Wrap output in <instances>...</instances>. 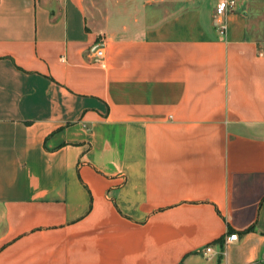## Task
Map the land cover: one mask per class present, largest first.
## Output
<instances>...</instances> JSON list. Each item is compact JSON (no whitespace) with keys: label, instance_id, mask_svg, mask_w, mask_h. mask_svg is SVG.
<instances>
[{"label":"crops","instance_id":"1","mask_svg":"<svg viewBox=\"0 0 264 264\" xmlns=\"http://www.w3.org/2000/svg\"><path fill=\"white\" fill-rule=\"evenodd\" d=\"M220 1L0 0V264H264V43Z\"/></svg>","mask_w":264,"mask_h":264},{"label":"rangeland","instance_id":"2","mask_svg":"<svg viewBox=\"0 0 264 264\" xmlns=\"http://www.w3.org/2000/svg\"><path fill=\"white\" fill-rule=\"evenodd\" d=\"M86 4L93 23L98 27L105 26L108 16L111 18L112 14L118 17L123 12L133 15L140 8L138 0H87ZM248 8L251 31L264 43V0H250ZM0 228L3 229L1 220Z\"/></svg>","mask_w":264,"mask_h":264},{"label":"built area","instance_id":"3","mask_svg":"<svg viewBox=\"0 0 264 264\" xmlns=\"http://www.w3.org/2000/svg\"><path fill=\"white\" fill-rule=\"evenodd\" d=\"M236 1L237 0H221L217 6V14L219 15H223L225 14L229 9H231L232 7H234L236 5ZM94 51V55L95 57L98 59L103 58L105 55V46L104 44H98L93 48ZM239 234L237 232H233L231 233L227 239L226 242L232 241V240H236L238 239ZM213 251V246L212 245H208L206 247L205 252L209 253Z\"/></svg>","mask_w":264,"mask_h":264},{"label":"trees","instance_id":"4","mask_svg":"<svg viewBox=\"0 0 264 264\" xmlns=\"http://www.w3.org/2000/svg\"><path fill=\"white\" fill-rule=\"evenodd\" d=\"M249 229H251V228H247L246 231L249 230ZM223 242H224V239L222 240V245H223Z\"/></svg>","mask_w":264,"mask_h":264},{"label":"water","instance_id":"5","mask_svg":"<svg viewBox=\"0 0 264 264\" xmlns=\"http://www.w3.org/2000/svg\"><path fill=\"white\" fill-rule=\"evenodd\" d=\"M246 13V12H245Z\"/></svg>","mask_w":264,"mask_h":264}]
</instances>
